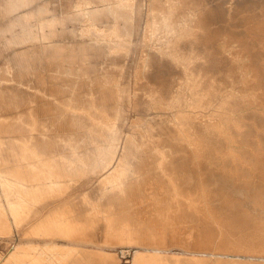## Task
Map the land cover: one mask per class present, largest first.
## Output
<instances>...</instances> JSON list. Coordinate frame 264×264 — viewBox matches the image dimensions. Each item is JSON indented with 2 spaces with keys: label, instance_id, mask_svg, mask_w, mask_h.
I'll use <instances>...</instances> for the list:
<instances>
[{
  "label": "rangeland",
  "instance_id": "1",
  "mask_svg": "<svg viewBox=\"0 0 264 264\" xmlns=\"http://www.w3.org/2000/svg\"><path fill=\"white\" fill-rule=\"evenodd\" d=\"M108 4L27 0L9 20L0 15V124L6 128L31 113L37 127L33 139L50 141L66 155L63 140L81 139L88 129H65L80 114L66 109V100L96 98L104 86L99 80L116 78L107 86L120 88L122 97L119 102L106 98L104 110L118 105L120 138L133 139L150 156L142 160L153 177L126 219L148 224L157 206L168 203L164 193H171L170 185L156 165L158 154L164 153L178 179L187 217L175 222V241L165 239L163 264H199L196 260L201 258H219L221 264H264V0H182L174 20L176 40L152 36L147 28L151 0H133L131 20L116 24L120 34L128 35L127 41L113 49L107 39L82 32L87 25L83 12H99ZM112 25L101 17L96 28L107 32ZM8 41L13 44L8 46ZM167 41L170 47L175 43V51ZM170 54L180 58L174 60ZM7 65L10 73L4 78ZM189 78L199 86L189 85ZM14 95L19 103L8 108V98ZM55 104L63 109L52 116ZM107 116L113 118L111 112ZM194 140L197 145H191ZM122 144L119 141L118 152ZM97 185L95 176L88 175L72 186L68 200L80 217L91 214L84 198L95 205L110 195V187L109 194L101 196ZM95 222L94 241L103 233V218ZM22 241L16 229L0 236V261ZM181 243L206 253L192 256ZM217 248L219 254L211 256ZM84 251L102 253L90 246ZM104 251L117 264H132L136 248ZM90 257L89 264H98L94 255Z\"/></svg>",
  "mask_w": 264,
  "mask_h": 264
},
{
  "label": "bare ground",
  "instance_id": "2",
  "mask_svg": "<svg viewBox=\"0 0 264 264\" xmlns=\"http://www.w3.org/2000/svg\"><path fill=\"white\" fill-rule=\"evenodd\" d=\"M101 1L110 4L99 12H83V20L87 25L82 32H87L95 39H107L109 48H120L127 41L128 35L120 34L116 24L131 20L133 0ZM160 1L151 0L147 28L152 36L176 40L174 36L177 23L174 20L178 9L183 5L182 0ZM26 3L27 0H3L0 15L9 20L14 10L25 6ZM101 17L109 18L113 22L107 32L96 28ZM5 31H8L7 27ZM7 43L9 46L13 41ZM165 45L172 52L175 51V43L170 47L167 41ZM172 55L170 57L174 60L180 58L178 55ZM9 73L7 65L3 77L9 76ZM109 78L102 77L99 80L101 85L105 86H102L100 96L85 97L83 100L72 96L66 100V109L79 111L80 114L73 116L67 126H64L65 129L70 131L72 128H88L80 135L81 139L68 137L63 140L66 141V155L60 153L58 147L50 141L37 142L33 139L32 132L37 131V127L31 113L17 117L6 128L0 124V236L16 229L18 237L23 240L6 259H3L4 261H0V264H89L90 255L96 257L98 264H117L115 257L103 254L104 249L126 245L136 248L132 264H163L166 259L161 255L168 250L165 239L169 237L170 241H175V222L187 217L182 203L184 197L176 187L178 179L175 178V173H171L172 168L164 161L169 155L159 153L157 168L170 185L171 193H164L168 197V203L157 206L154 218L149 221L152 226L131 218L126 219L129 211L141 198V191L147 189L146 186L150 185L153 177L144 169L146 165L142 160L150 156L144 154L139 145L134 144L133 139L120 138L116 125L119 119L118 105L111 111L104 110L106 98L119 102L122 97L120 88H108L116 82V78ZM193 80L194 78L187 79L188 84L197 87V82ZM8 99V108L16 107L19 103L15 95ZM58 105L55 104V107L51 108L52 116L61 113L63 108ZM107 111L112 113V119L107 116ZM121 140L123 144L118 152L117 145ZM196 141L191 142V145ZM74 142H79L81 146L75 145ZM80 148L84 151L78 154L77 150ZM53 153L58 154L57 157L53 156ZM88 175L95 176L101 196L108 193L106 187H110L111 193L106 197V202L99 200L95 205L84 198L83 203L91 206V214L80 217L76 212V205L68 199L73 192L70 190L74 183L81 178H87ZM163 188L160 186L157 189L162 191ZM104 206L107 208L103 209ZM116 213H119L120 217L116 216ZM98 216L103 218V233L99 240L94 241L92 228ZM189 238L187 236L188 240ZM187 239L184 241L188 242ZM60 242L62 244H59ZM182 245L181 249L192 256H204L206 253L191 251L187 244ZM89 246L102 253L85 252L84 249ZM137 248L144 249L145 253L139 252ZM209 253L216 257L219 254L218 248ZM76 256L78 258L74 260ZM196 261L199 264L222 262L219 258L213 261L201 258Z\"/></svg>",
  "mask_w": 264,
  "mask_h": 264
}]
</instances>
